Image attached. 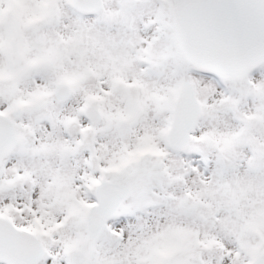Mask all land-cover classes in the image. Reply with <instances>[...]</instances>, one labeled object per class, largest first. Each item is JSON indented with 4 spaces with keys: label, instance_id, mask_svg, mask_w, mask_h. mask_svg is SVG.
I'll use <instances>...</instances> for the list:
<instances>
[{
    "label": "snow or ice",
    "instance_id": "snow-or-ice-1",
    "mask_svg": "<svg viewBox=\"0 0 264 264\" xmlns=\"http://www.w3.org/2000/svg\"><path fill=\"white\" fill-rule=\"evenodd\" d=\"M0 264H264V0H0Z\"/></svg>",
    "mask_w": 264,
    "mask_h": 264
}]
</instances>
